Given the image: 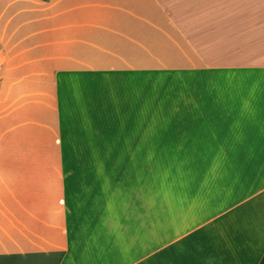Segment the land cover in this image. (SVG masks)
Returning a JSON list of instances; mask_svg holds the SVG:
<instances>
[{
  "label": "crops",
  "instance_id": "obj_1",
  "mask_svg": "<svg viewBox=\"0 0 264 264\" xmlns=\"http://www.w3.org/2000/svg\"><path fill=\"white\" fill-rule=\"evenodd\" d=\"M0 264H264V0H0Z\"/></svg>",
  "mask_w": 264,
  "mask_h": 264
}]
</instances>
